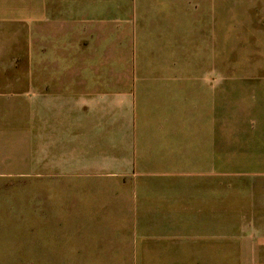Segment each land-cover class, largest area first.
<instances>
[{"label":"crops","instance_id":"1","mask_svg":"<svg viewBox=\"0 0 264 264\" xmlns=\"http://www.w3.org/2000/svg\"><path fill=\"white\" fill-rule=\"evenodd\" d=\"M223 9L0 0V185H55L66 215L40 263L264 264V25Z\"/></svg>","mask_w":264,"mask_h":264},{"label":"rangeland","instance_id":"2","mask_svg":"<svg viewBox=\"0 0 264 264\" xmlns=\"http://www.w3.org/2000/svg\"><path fill=\"white\" fill-rule=\"evenodd\" d=\"M223 15L225 29L230 21L233 22L232 20H236L235 25L238 30H241L242 23L240 21L252 22L255 25L260 24V27H263L264 0H224ZM247 30L248 28L244 29L245 32ZM224 42L226 54V52L234 49L236 51L241 44H244L246 48L256 49L255 43L257 41H235L228 38ZM258 42L260 48L264 49V41L260 40ZM240 47L242 48V45ZM231 70L234 69L227 68L225 75L228 74L227 71ZM231 73L238 72L231 71ZM259 74L264 79V72ZM225 80L229 79L225 78ZM260 145L263 146L264 144ZM240 183H242L240 184V188H242L240 190H243L245 184L241 180ZM0 186L4 187L0 191V243L3 244L2 246L6 245L3 254L8 253L10 250L18 252L20 246H23L24 251L30 254L34 261L31 263L10 264H42L39 262L42 256L41 246H50L47 247L48 250L53 248V251H56L53 255H59V253L65 255L64 248L58 246L56 242V218L62 219L66 215L61 216L59 214L56 217L54 211L49 210L48 212L44 207L45 198L42 195L48 193L55 185L41 183L39 178L30 177L11 180ZM48 255L50 256L51 252ZM2 264L8 263L4 262Z\"/></svg>","mask_w":264,"mask_h":264}]
</instances>
